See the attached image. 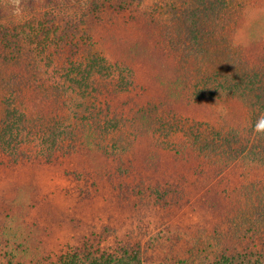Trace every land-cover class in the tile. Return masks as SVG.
<instances>
[{"label":"rangeland","instance_id":"1","mask_svg":"<svg viewBox=\"0 0 264 264\" xmlns=\"http://www.w3.org/2000/svg\"><path fill=\"white\" fill-rule=\"evenodd\" d=\"M245 3L246 8L236 11L238 22L220 32L253 62L264 59V0ZM126 6L123 11L115 7L103 12L90 26L93 48L132 74L130 88L106 85L98 96L103 109H110L107 120L122 122L119 138L125 152L114 155L108 150L106 144L116 137L112 133L103 137L86 133L77 141V150L57 155L52 163L22 156L15 161L0 153V244L10 242V249L17 245L15 254L19 252L28 264H46L44 259L91 233L96 236L89 241L103 248L116 233L120 236L151 226V231H166L167 244L161 242L159 247L166 249L147 253V263L160 264L167 255L173 263L182 247L190 242V248L199 238L201 251H194L193 264H209L214 250L204 248L215 245L214 230L224 236L227 220L251 203L238 189L242 168H225L206 159L190 137L183 132L166 136L157 122L181 117L238 127L245 124L244 102L225 94L192 97V87L210 73L211 63L189 54L180 24L169 13L163 8L160 15L151 13L147 7L154 8V0H145L143 7ZM23 96L30 114H67L55 103L53 92L29 87ZM23 152L33 155L29 145ZM121 169L129 172L124 175ZM138 185L143 186L145 196H136ZM156 187L170 191L166 200L154 196ZM180 236H184L182 241ZM165 239L179 241V245L171 246Z\"/></svg>","mask_w":264,"mask_h":264},{"label":"trees","instance_id":"2","mask_svg":"<svg viewBox=\"0 0 264 264\" xmlns=\"http://www.w3.org/2000/svg\"><path fill=\"white\" fill-rule=\"evenodd\" d=\"M246 1L162 0L158 4L154 0L155 9L147 7L157 15L161 14V8L169 13L180 24L181 40L190 49L189 54L211 63L210 73L192 87V97L217 98L225 94L240 98L247 109L245 124L238 127L190 122L181 117L157 121L166 136L183 132L190 137L206 159L223 163L225 168L238 165L243 170L238 189L241 197L251 203L227 220L228 232L224 236L218 234V229L214 230L218 236L215 245L204 248L214 250L215 256L209 264H264V135L254 131L257 120L264 117V59L251 62L220 32L222 27L238 22L236 11L246 8ZM128 3L143 7L145 0H20L18 6L11 0H0V153L3 156L15 161L22 156L52 163L57 155L64 157L77 150V141L86 133L102 137L112 133L116 137L106 144L111 148L108 150L114 155L125 152L119 138L122 122L119 118L107 120L110 109H103L98 96L106 85L117 90L130 88L132 74L93 48L90 26L103 12L115 7L123 11ZM29 87L42 93L53 92L55 103L67 114H30L23 100ZM27 145L34 157L24 154ZM128 172L120 171L124 175ZM117 187L122 188L120 184ZM136 188V196H145L143 186ZM164 190L156 187L152 192L158 200H166L170 191ZM152 227L126 231L120 236L116 233L112 241L104 240L108 243L103 248L89 241L96 236L91 233L82 241L79 239L78 244L44 260L49 264H149L147 253L166 249L159 247L161 242L165 243L166 231H151ZM183 237L178 240L182 241ZM223 239L228 242L221 243ZM167 240L171 246L179 245V241ZM198 241L196 238L190 248V242L182 247V254L173 263L167 255L160 264L195 263L192 255L200 248ZM10 245V242L0 244V264H28L19 252L15 254L17 245L11 247L14 250Z\"/></svg>","mask_w":264,"mask_h":264},{"label":"clouds","instance_id":"3","mask_svg":"<svg viewBox=\"0 0 264 264\" xmlns=\"http://www.w3.org/2000/svg\"><path fill=\"white\" fill-rule=\"evenodd\" d=\"M11 2H12L14 5H17V6L20 4V0H11ZM16 12H17V14H19V12H20L19 7H17ZM254 131H255L257 134L264 135V117H260V118L257 120V122H256L255 125H254Z\"/></svg>","mask_w":264,"mask_h":264}]
</instances>
